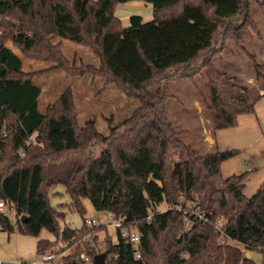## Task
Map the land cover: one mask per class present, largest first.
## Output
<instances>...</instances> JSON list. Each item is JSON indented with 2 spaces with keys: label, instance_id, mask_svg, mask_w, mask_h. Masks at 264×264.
Wrapping results in <instances>:
<instances>
[{
  "label": "trees",
  "instance_id": "obj_1",
  "mask_svg": "<svg viewBox=\"0 0 264 264\" xmlns=\"http://www.w3.org/2000/svg\"><path fill=\"white\" fill-rule=\"evenodd\" d=\"M139 1L152 6L153 20L132 15L123 26L117 6ZM249 7V0H0V203L14 213L12 220L0 211L1 230L34 237L46 230L56 240L39 239V254L89 234L98 242L106 228L87 227L88 199L97 212L126 217L143 232L139 258L120 231L117 241L108 237L106 264H256L240 244L261 253L264 264V183L246 197L247 174L222 175V163L238 151L196 149L168 117L170 84L183 80L200 92L215 132L255 111L261 96L251 100L215 65L230 42L253 59L243 49V38L257 30ZM58 39L91 50L99 63L74 64ZM24 58L53 65L25 72ZM57 71L104 80V88L116 86L139 108L111 124L108 136L94 120L79 123L71 88L42 111L36 77ZM56 186L71 198L59 206L84 218L81 229L62 226L64 211L50 203ZM190 202L207 221L194 219L186 230ZM163 203L169 208L159 211ZM96 255L90 251L92 260Z\"/></svg>",
  "mask_w": 264,
  "mask_h": 264
},
{
  "label": "rangeland",
  "instance_id": "obj_2",
  "mask_svg": "<svg viewBox=\"0 0 264 264\" xmlns=\"http://www.w3.org/2000/svg\"><path fill=\"white\" fill-rule=\"evenodd\" d=\"M249 3L250 18L256 25L257 30L243 38V49L253 59L247 57L236 44L230 42L226 44L225 51L216 59L215 65L219 70L235 78L238 84L246 88L247 95L251 100L261 96V99L256 102L255 111L252 114L239 116L236 127L215 132L212 127L210 111L206 105H203L200 92L195 89L192 82L186 80L170 84V90L174 97L168 111L170 122L178 131L183 132V140L187 144H193L196 149H201L205 153L227 150L238 151L235 157L222 163V175L229 177L247 174L246 186L243 190L246 197L253 196L264 183V97H262L264 95V7L260 5L258 0H249ZM139 13L147 14L144 11H139ZM150 15H152V12ZM145 18V21L153 20V17L150 18L147 15H145ZM14 50L17 51L16 48ZM63 50L66 57L78 65L91 64V59L84 53L94 55L91 50L75 45L68 40H65ZM76 56L78 57L77 60L75 59ZM23 62L25 63L23 66L25 72L46 69L48 65L52 64L26 58L23 59ZM57 75H62L65 78L60 84L65 83L66 86H69L73 80H77V78H73L65 72H58L52 75L37 76L36 81L40 83L41 87H44L45 81L49 82ZM196 82L201 91L204 93L208 91L205 78L199 77ZM103 84L104 80H98L93 84V79L85 76L84 80L76 87L78 98L75 101L79 123L84 125L85 122L94 120L99 131L108 136L111 124L114 126L122 124L139 108V103L125 96L114 85L109 89V92L112 93L108 97L109 102L104 103V106L99 107L97 104L87 103L83 100L85 93H88L92 100L95 99ZM55 97V95L42 94L40 110L46 111L48 101L54 100ZM94 150L97 154L100 148L96 146ZM84 202L87 209L85 219L100 218L105 223L110 221L105 218L106 212H97L88 199H85ZM50 203L59 210L64 211L66 220L62 221V226L68 224L74 229L83 227L84 218H81L75 211L60 207L61 205L71 204L70 195L64 187H54L50 195ZM193 206V202L187 203L188 212L191 213ZM168 208L169 206L163 203L158 210ZM8 209L6 205L4 210L7 211ZM9 215L13 219L14 213H9ZM98 233L99 238L95 249L97 255H100V253H106L108 237L112 238L114 242L117 241V233L112 228L107 227L106 230H100ZM39 239L56 240L46 230H42L39 237H34L19 233L17 230L11 233L4 232L0 228V260L5 263L8 262V264H19L21 261L35 262L40 255L36 248ZM228 244L237 245L232 241H228ZM73 246L74 244L69 245V243L58 241L52 249L56 251L68 250V254L76 256V250ZM243 252L246 257L254 260L256 264H261V253L245 249ZM85 264H94V262L92 260Z\"/></svg>",
  "mask_w": 264,
  "mask_h": 264
},
{
  "label": "built area",
  "instance_id": "obj_3",
  "mask_svg": "<svg viewBox=\"0 0 264 264\" xmlns=\"http://www.w3.org/2000/svg\"><path fill=\"white\" fill-rule=\"evenodd\" d=\"M33 140V136L29 137V141ZM251 170V169H250ZM6 204L0 203V211L2 213H6L7 215L12 214L11 210H4ZM8 206V205H7ZM9 208V206H8ZM187 215L185 219V229L188 230L191 227V224L194 219H198L200 221L206 222L207 218L205 215L200 213L199 211H192L191 213L185 212ZM10 216V215H9ZM105 218L110 220L108 223L102 222L100 218H86L85 223L87 227L91 229H97L99 226H104L105 228H112L114 231H120L123 238H126L129 243L132 245V248L136 251V257L139 258V250L137 248L140 239L143 237V232H141L133 222H128L126 217L115 215L111 212L105 213ZM149 221H151V216L149 217ZM223 226V222L220 220L218 222L217 230L222 233L221 227ZM118 234V233H117ZM221 243H225L224 240H221ZM96 240L94 234L87 235L82 241L74 244V249L76 250V256H71L67 253L68 250H52L51 252H47L44 254H40L37 260L33 263H28L25 261H21L19 264H71V259H73L74 264H85L92 261L90 256V251L96 248ZM241 245V250L245 249V246ZM96 250V249H95ZM0 264H8V262H4L0 260Z\"/></svg>",
  "mask_w": 264,
  "mask_h": 264
},
{
  "label": "crops",
  "instance_id": "obj_4",
  "mask_svg": "<svg viewBox=\"0 0 264 264\" xmlns=\"http://www.w3.org/2000/svg\"><path fill=\"white\" fill-rule=\"evenodd\" d=\"M151 5L143 2V1H139V2H128V3H124V4H119L117 6V9H116V13L118 15V17L122 20V23H123V26H128L130 23H129V19L132 15H142L145 18V15H147L148 17H153V12H152V7H150ZM150 10L152 12V15H150ZM139 11H144V12H147V14H142V13H139ZM56 42H60L61 43V46H62V49L64 47V44H65V40H57ZM64 51V50H63ZM89 59H91V64L94 65V64H98L99 61L98 59L96 58L95 55H89L88 53H84ZM84 57V56H83ZM77 56H76V60H77ZM24 63V62H23ZM25 64V63H24ZM74 64H77L76 62ZM85 64V63H84ZM53 64H50L47 66L50 67L52 66ZM78 65V64H77ZM46 68V69H47ZM58 72L60 71H57V72H49L47 73L48 75H52V74H57ZM64 72V71H63ZM45 74V75H47ZM65 78L62 77V75H57L56 77H53L52 79H50V81H45V85L44 87H42V92L41 94H50L51 96L55 95L56 97L54 98V100H50L48 101V105L51 104V103H54L60 95H62L63 91L67 88H71L72 92L75 94L76 96V99L78 98V91H77V85H79L83 80H84V77H80L79 79L77 80H73L69 86H66L65 83L63 84H60V82H62ZM55 82V83H54ZM59 82V84H58ZM54 83V84H53ZM57 83V84H56ZM96 81H93V84H95ZM40 84V83H39ZM112 86V85H111ZM110 86V87H111ZM110 87L108 88H104V84H103V87L100 89V91H98V93L96 94L97 97H95V99H91L89 94L88 93H85L84 96H83V100L87 103H91V104H97V106L101 107V106H104V103H108V97L109 95L112 93V92H109V89ZM42 96V95H41ZM264 97V95L262 96ZM41 99V97H40ZM40 99H39V102H40ZM76 103V101H75ZM47 105V106H48ZM77 108V106H76ZM79 116V115H78ZM96 122V121H95ZM14 218V217H13ZM13 220V219H12ZM53 239V238H52ZM49 240V239H47ZM52 241V240H50Z\"/></svg>",
  "mask_w": 264,
  "mask_h": 264
},
{
  "label": "water",
  "instance_id": "obj_5",
  "mask_svg": "<svg viewBox=\"0 0 264 264\" xmlns=\"http://www.w3.org/2000/svg\"><path fill=\"white\" fill-rule=\"evenodd\" d=\"M26 218L25 215L21 217L22 220ZM107 257V253H100V255H96L93 259L94 264H105V259Z\"/></svg>",
  "mask_w": 264,
  "mask_h": 264
}]
</instances>
